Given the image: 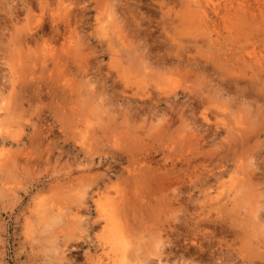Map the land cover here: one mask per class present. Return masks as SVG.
<instances>
[{
  "label": "rangeland",
  "instance_id": "374dc122",
  "mask_svg": "<svg viewBox=\"0 0 264 264\" xmlns=\"http://www.w3.org/2000/svg\"><path fill=\"white\" fill-rule=\"evenodd\" d=\"M211 1L198 24L180 0H0V264H92L97 192L109 206L112 189L142 257L264 262V208L251 215L264 203V0ZM57 208L82 220L49 221Z\"/></svg>",
  "mask_w": 264,
  "mask_h": 264
},
{
  "label": "bare ground",
  "instance_id": "6f19581e",
  "mask_svg": "<svg viewBox=\"0 0 264 264\" xmlns=\"http://www.w3.org/2000/svg\"><path fill=\"white\" fill-rule=\"evenodd\" d=\"M181 1V8H180V11L181 12H183L182 13V15L183 16H185L184 14H186L187 16H185V18H186V21H188L189 23H198V21H201L202 19H206V16H207V8H208V5H207V7L206 6H202L201 5V0H180ZM207 1V4H209V3H212V1L211 0H206ZM230 2H227V4L226 5H224V6H227V7H234L233 5H232V2H231V0H229ZM163 6V5H162ZM212 6H213V8H217L218 7V5L217 4H215V3H212ZM237 6L241 9V12H242V14H241V17L243 18L244 17V19L246 18V17H248V16H250L251 15V13L253 12L252 11V8L250 9V8H246V6L245 5H243L242 4V1H240L239 3H237ZM161 9H162V7H161ZM261 9V8H260ZM66 10H68V9H66ZM179 10H177V12H178ZM250 11V13H248ZM67 12V11H66ZM262 12L263 11H261V16H264L263 14H262ZM69 14H70V12H69ZM60 15V14H59ZM254 15V14H253ZM66 16H68V13H67V15ZM203 16H205V18L203 17ZM252 16V15H251ZM260 17V16H259ZM263 19H264V17H262ZM262 18H260V19H262ZM188 19V20H187ZM243 19V20H244ZM250 20L252 19V18H249ZM253 20L254 19H252V23H253ZM245 21H248L247 19L245 20ZM250 22V21H249ZM114 23V22H113ZM200 23V22H199ZM198 23V24H199ZM202 23V22H201ZM181 24V23H180ZM59 25V24H58ZM189 25V24H188ZM192 25V24H191ZM57 26V24L55 25V27ZM118 26V25H117ZM205 26V25H204ZM262 26V25H261ZM58 27V26H57ZM55 28V29H58V28ZM184 27V26H183ZM263 28V27H262ZM264 29V28H263ZM37 30V29H36ZM35 30V31H36ZM51 30H53V29H51ZM59 30V29H58ZM57 30V31H58ZM56 31V32H57ZM33 32V31H32ZM55 32V33H56ZM117 32H118V30H117ZM36 32H33L32 33V36L33 35H36L35 34ZM37 34H38V32H37ZM42 34V33H41ZM51 34L53 35V31H51ZM57 34H59V33H57ZM118 41H119V44H122L124 47H130V42H127V40H126V38H125V40H124V38L123 37H125V35H123V37H122V35H121V32L119 31L118 32ZM39 36H40V34H39ZM67 36V35H66ZM173 36V35H172ZM66 39H67V37H65ZM170 38V37H169ZM172 40H174L175 38H171ZM170 39V40H171ZM68 41L69 42H71V40H69L68 39ZM63 42H65V41H63ZM178 44H179V42H177ZM79 44V43H78ZM77 44V45H78ZM178 44L176 45L175 44V46L176 47H178ZM62 46V45H61ZM63 47H65V45H63ZM63 47H62V49H63ZM66 47H68V45L66 46ZM66 47H65V49H66ZM167 47H169V46H167ZM172 47V46H171ZM241 48H242V46H240ZM73 48V47H72ZM170 48V47H169ZM174 48V47H173ZM52 49H54V48H51V50ZM79 49H81V47H79ZM127 49V48H126ZM130 49V48H129ZM128 49V50H129ZM132 49V48H131ZM131 49H130V51H131ZM133 49H135V48H133ZM176 49V48H175ZM243 49H244V46H243ZM243 49H241V51H245V50H243ZM55 50V49H54ZM67 50H69V48L68 49H66V51ZM50 51V50H49ZM56 51V50H55ZM63 51V50H62ZM65 51V54H67V52ZM76 51H79L78 50V48L76 49ZM128 52L129 54L131 53V52ZM133 51V50H132ZM52 52H54V51H52ZM70 52H71V48H70ZM125 52H126V50H125ZM75 53H77V52H75ZM127 53V54H128ZM247 53H248V55H249V57H250V59H255V61H257L258 59H260V58H262L261 56L260 57H256V53H255V51L254 50H251V51H247ZM52 54V56H55L54 54L55 53H51ZM70 54H74V52H73V50H72V52L71 53H69V55ZM48 55H49V53H48ZM68 55V54H67ZM76 55V54H75ZM130 55H132V54H130ZM130 55H128V56H130ZM135 56V55H134ZM133 56V58L135 59V57ZM56 57H58V56H56ZM56 57H52V58H55V59H58V58H56ZM131 57V56H130ZM54 59V60H55ZM44 61V60H43ZM58 62V60H55V62ZM56 62V63H57ZM59 63V62H58ZM57 63V64H58ZM259 64V66L260 67H263V64L261 63V61L258 63ZM61 65V64H60ZM62 66V65H61ZM60 67V66H59ZM219 89V88H218ZM217 89V90H218ZM192 91V90H191ZM191 91H189L190 93H192L193 94V92H191ZM219 91V90H218ZM216 92V91H215ZM211 93V92H210ZM209 92L208 93H204L205 95H203V94H200V99L201 100H204L205 99V97L207 98V96H209V95H211ZM185 94V93H184ZM175 95V94H174ZM186 95H188V94H186ZM185 95V96H186ZM196 95H198L197 93H196ZM191 96H193V95H191ZM190 95H189V98H193V97H191ZM215 95L213 94V97H214ZM176 97V96H175ZM187 97V96H186ZM196 97V96H195ZM210 97H212V96H210ZM195 99V98H194ZM197 99H199V98H197ZM210 101V98L209 99H207V100H205V101ZM196 101V100H195ZM143 102V101H142ZM198 102V101H197ZM193 103V102H192ZM194 104V103H193ZM192 106H194V105H192ZM173 114V113H172ZM173 118H171V121L173 122V120H172ZM164 123V122H163ZM163 125H165V124H163ZM165 127V126H164ZM163 127V128H164ZM167 127H169L168 125H167ZM171 128V127H170ZM170 128H169V130H170ZM168 129V128H167ZM166 129V133H168L167 130ZM165 130V129H164ZM3 131V130H2ZM4 132V131H3ZM161 132H163V130L161 131ZM160 133V132H159ZM161 134V136H162V133H160ZM215 134V133H214ZM2 135H4V134H2ZM10 136V135H9ZM9 136H7V137H9ZM128 136V135H127ZM154 136H156V134H154ZM4 137L6 138V135H4ZM130 138H131V136H130ZM2 139V138H1ZM0 139V140H1ZM7 140V139H6ZM130 140H132V139H130ZM196 141H198V139H195ZM5 141V140H4ZM7 141H9V140H7ZM195 141V142H196ZM2 142V141H1ZM0 142V143H1ZM6 142V141H5ZM4 142V143H5ZM2 144V143H1ZM192 143H188V145H191ZM194 144V143H193ZM86 151H88V150H86ZM214 152V151H213ZM122 155V154H121ZM120 155V156H121ZM165 156V155H164ZM131 158V157H130ZM165 158H167V157H165ZM165 158H164V160H165ZM179 158V157H178ZM213 158V157H212ZM16 159V158H15ZM18 159V158H17ZM133 159V158H132ZM131 159V161H133ZM10 160V159H9ZM9 160H6L7 162L9 161ZM13 160V159H12ZM136 160V159H135ZM212 160V159H211ZM190 161V160H189ZM17 162V161H16ZM130 162V161H129ZM134 162V161H133ZM147 162V161H146ZM174 162V161H173ZM172 162V163H173ZM200 162V161H199ZM5 163V162H4ZM131 163V162H130ZM139 163H141V162H139ZM7 164H11V166H10V169H12L11 167H12V163H7ZM15 164V163H14ZM132 164V163H131ZM192 161L191 162H188V167L187 168H185V170L186 169H189L191 166L192 167H194V166H197L196 164H192ZM6 165V164H5ZM133 165H134V163H133ZM137 165H139V164H137ZM136 165V166H137ZM167 165V164H166ZM165 165V167H166V174H165V176H169V173H172V171H171V169L169 168H167V166ZM128 166V165H127ZM135 166V165H134ZM136 166H135V168L134 167H131V168H134V169H136ZM149 166V165H148ZM174 166V165H173ZM6 167H8V165L6 166ZM9 168V167H8ZM7 168V170H9ZM128 168V167H127ZM138 168V167H137ZM148 168H151V167H148ZM181 168V167H180ZM113 169H114V167H113ZM134 169H129V171H132V170H134ZM141 169V168H140ZM144 169V168H143ZM142 169V170H143ZM146 169V168H145ZM175 169V168H174ZM142 170H140V171H142ZM12 171V170H11ZM10 170H9V173L11 172ZM136 171V170H135ZM140 171H138L139 172V174L141 173ZM148 171H149V169H148ZM175 171V170H174ZM8 172V171H7ZM177 172V171H176ZM9 173H7V174H9ZM112 173V172H111ZM103 174V173H102ZM106 174H107V172H106ZM116 174H118V173H116ZM135 174V173H134ZM168 174V175H167ZM115 175V174H114ZM119 175V174H118ZM220 175V174H219ZM103 176V175H102ZM117 176V175H116ZM106 177V176H105ZM138 177H141L140 175L138 176ZM137 177V178H138ZM104 178V177H103ZM167 178V177H166ZM169 178V177H168ZM109 179V178H108ZM100 180V179H99ZM106 181V180H105ZM112 181V180H111ZM102 183V182H101ZM117 183V182H116ZM104 184V183H103ZM113 184V183H112ZM119 184V183H118ZM93 185H94V182H93ZM106 185L107 184H105V185H103V186H105L106 187ZM117 185V184H116ZM90 186V184H88V187ZM108 186V185H107ZM110 186V185H109ZM115 186V185H114ZM88 187L86 188V189H88ZM100 187H101V185H100ZM99 187V188H100ZM120 187V186H119ZM90 188H92V187H90ZM103 188V187H102ZM106 188H108V187H106ZM106 188H104L105 190H106ZM103 189V190H104ZM120 189H121V187H120ZM95 190V189H94ZM104 190V191H105ZM113 190V194L114 193H116L114 196H115V198L113 197V196H111L109 199L111 200L112 199V202H110V205L109 206H107L106 204H103L104 202H105V199H104V197H106V195H107V193L106 192H103V191H98L97 192V194H98V198H97V200H96V204H94L92 201V203L94 204V205H98V209H99V211H100V213H99V219L100 220H103L104 221V224H103V226H102V229H103V231H102V234L101 235H98V237H96L97 238V241H98V244H99V246L101 247V250H102V253L101 254H99L98 255V258H95L94 260H91L90 262H92V264H165V263H167V262H162V260H158L156 263L155 262H153L154 260H153V258L151 257L152 255H150V257L152 258V259H150L149 260V258H147V257H142V255L143 254H141L139 251H140V248L138 247L139 245L137 244V235H135V234H133V233H131V235H134L135 237H133V238H131V240L133 241L132 243L131 242H129L128 241V238H129V235H128V232H127V228L125 227V222L127 221L126 219V221L125 220H122L121 222L119 221V219H118V214H120L121 215V211H118L119 210V205H121V206H124V205H122V204H124V202L126 201V200H129L128 199V197H127V195L125 194V193H121L118 189L114 192V189H112ZM92 191V190H91ZM97 191V190H96ZM108 192H109V189H108ZM123 192V191H122ZM139 193V192H138ZM96 194V193H95ZM90 195V194H89ZM92 195V194H91ZM92 196H94L95 198H96V196L97 195H92ZM91 197V196H90ZM93 198V197H92ZM103 198V199H102ZM91 199V198H90ZM94 199V198H93ZM81 200V199H80ZM84 200V199H83ZM95 200V199H94ZM124 201V202H123ZM129 202H130V200H129ZM79 203V202H78ZM82 203H83V201H82ZM125 203H127V201L125 202ZM85 204V203H84ZM84 204H82V205H84ZM88 204V203H87ZM130 204V203H129ZM264 204V203H263ZM261 205V204H258L257 206H258V209L256 210V211H258L259 213L258 214H255V215H253V212L251 213V215L253 216V220H257V218H258V220H259V218L260 219H262L261 218V216H262V213L261 212H263L262 210H263V208H264V205ZM126 205H128V203L126 204ZM131 205V204H130ZM119 206V207H118ZM85 207V206H84ZM88 207V206H87ZM124 207H126V206H124ZM94 208V207H93ZM120 208H122V207H120ZM58 209V208H57ZM57 209H52L51 210V212L49 213V216H48V220L49 221H54V222H61V221H63V222H69L67 219H66V214L68 215V217L67 218H69L70 216H71V214L73 213V215H74V213H76L77 215H76V219L77 220H82L81 218H78L79 216H82L83 217V215H79L78 216V214L79 213H77V212H72V213H70L69 211H68V213L67 212H61L62 210H59L58 209V211H56ZM95 209V208H94ZM127 209H128V207H127ZM60 211V212H59ZM120 212V213H119ZM93 213V212H92ZM124 213V212H123ZM132 213V212H131ZM129 214V213H128ZM123 215H125V213L123 214ZM122 215V216H123ZM126 215H127V213H126ZM126 215H125V217H126ZM259 215H260V217H259ZM75 216V215H74ZM73 216V217H74ZM87 217H88V215H86ZM85 216V217H86ZM132 217H134L135 215H131ZM254 216H255V218H254ZM86 217V218H87ZM93 217V216H92ZM91 217V218H92ZM124 217V216H123ZM123 217H122V219H123ZM124 217V218H125ZM234 217V218H233ZM236 217L237 216H232V217H230V219L231 218H233L234 219V222H236V224H237V222H238V220L240 219V218H237L236 219ZM85 218V219H86ZM97 218H98V216H97ZM127 218V217H126ZM137 218V217H136ZM88 219V218H87ZM86 219V220H87ZM95 219V218H94ZM128 219V218H127ZM132 219H134L135 220V217L134 218H132ZM229 219V220H230ZM237 221H236V220ZM46 221L47 223L49 222V221ZM92 220V219H91ZM133 220V221H134ZM207 220V222L209 221V218H207L206 219ZM215 220V219H214ZM213 220V221H214ZM242 219H240L239 220V222H240V226H241V229L237 226V229L239 230L240 229V232H241V230H242V235H245V234H243V226L244 225H241L242 223L241 222H243V221H241ZM245 220L246 221H248L249 220V217H248V219L247 218H245ZM71 221H73V220H71ZM74 223H77V225L78 224H80L81 225V223H80V221H79V223H78V221L76 222V220L74 219ZM88 221V220H87ZM97 221H99L98 219H95V220H92L91 222H90V224H92V226H93V224H95V222H97ZM213 221H211V222H213ZM217 221V220H216ZM232 221V220H231ZM246 221H244V222H246ZM260 221V220H259ZM54 222H53V224H54ZM57 222V223H58ZM100 222V221H99ZM137 222V221H136ZM218 222V221H217ZM250 222V221H249ZM264 222V220H262L261 221V223H263ZM73 223V224H74ZM89 223V222H88ZM102 223V222H101ZM132 223V222H131ZM208 223H210V221L208 222ZM230 223V225H231V222H229ZM251 223V222H250ZM261 223L259 222V224L261 225ZM49 224V223H48ZM66 224H68V223H66ZM127 225L129 224L128 222L126 223ZM133 225H134V223H132ZM136 224V223H135ZM198 224H199V226H200V222H198ZM219 224H222V223H219ZM258 224V223H257ZM70 225H72L71 223H70ZM96 225V224H95ZM95 225L93 226L95 229H97V228H99V227H95ZM100 225V224H99ZM98 225V226H99ZM126 225V226H127ZM131 225V224H130ZM211 225V224H210ZM224 225H227V224H224ZM232 225H235V224H232ZM49 226H50V224H49ZM61 226H62V224H61ZM101 226V225H100ZM246 226H247V224H246ZM56 227V226H55ZM73 227V226H72ZM81 227H83L82 225L80 226V228ZM91 227V226H90ZM92 227V228H93ZM128 227V231L130 232V230H132V226H130V228H129V225L127 226ZM196 227H197V225L195 226V229H196ZM228 226H226V229H228L227 228ZM234 227V226H233ZM232 227V228H233ZM249 227V225L246 227V228H244V230H247V228ZM63 228V227H62ZM84 228V227H83ZM87 228V227H86ZM136 228H139V226L137 225V227ZM135 228V229H136ZM201 228V227H200ZM216 228V227H215ZM221 228H223L224 229V226H222ZM258 228H261V227H259V225H258ZM264 228V227H263ZM50 229V228H49ZM56 229H58V228H56ZM91 229V228H90ZM94 229V230H95ZM235 230H237L236 229V227L234 228ZM234 229H233V232H234ZM52 230V229H51ZM80 230H82L83 231V229L81 228ZM197 230V229H196ZM229 230V229H228ZM249 230L251 231L252 229H250V227H249ZM262 230V229H261ZM54 231V230H53ZM86 231V230H85ZM93 231V230H92ZM99 231H100V228H99ZM137 231V230H136ZM139 231V230H138ZM225 231V230H224ZM231 231H232V229H231ZM262 231H264V230H262ZM51 232V231H50ZM49 232V233H50ZM97 232H98V230H97ZM198 232H200V230H199V227H198ZM233 232H232V234H233ZM238 232V231H237ZM56 233V232H55ZM195 233H197V231L195 232ZM227 233V232H226ZM225 233V234H226ZM229 233H230V231H229ZM68 234V233H67ZM93 233H91V235H92ZM199 234V233H198ZM235 234H238V233H236L235 232ZM51 235V234H50ZM49 235V236H50ZM68 235H70V234H68ZM89 235V234H88ZM230 235H231V233H230ZM241 234H240V236H242ZM250 235V234H249ZM248 235V237L250 238L251 237V235H253V232H252V234L249 236ZM55 236V235H54ZM53 236V237H54ZM93 236V235H92ZM227 236V235H226ZM237 235H235V237H236ZM238 236H239V234H238ZM52 237V236H51ZM51 237H50V239H51ZM52 237V238H53ZM94 237V236H93ZM92 237V238H93ZM193 238H195L194 236H192ZM66 238V237H65ZM95 238V239H96ZM238 238V237H237ZM49 239V238H48ZM56 239L58 240V237H56ZM133 239H135V241L133 240ZM139 239V238H138ZM51 240H54V239H51ZM66 240H67V238H66ZM92 240H94V239H92ZM59 241V240H58ZM139 241V240H138ZM193 239H192V243H193ZM246 241H248L247 239H246ZM51 242H53V241H51ZM56 242V241H55ZM94 242H95V240H94ZM140 242V241H139ZM60 243V242H59ZM58 242L56 243L57 245V247H59V249L58 250H60L61 248H60V246H58V245H60ZM97 243V242H96ZM95 243V244H96ZM242 243H243V241H242ZM162 244H164V242L162 243ZM250 244V243H249ZM54 245H55V243H54ZM164 245H166V244H164ZM159 246V245H158ZM195 246V245H194ZM243 246V248H245V246L244 245H242ZM185 247V246H184ZM184 247H183V249H184ZM55 248V247H54ZM96 248H98V245L96 246ZM138 248H139V251H138ZM158 248V247H157ZM160 248V247H159ZM162 248H164V247H162ZM186 248H188L189 249V247H187L186 246ZM57 249H55L56 251H57ZM161 249V248H160ZM170 249H173V248H169V251H171ZM179 249V248H178ZM182 249V248H181ZM248 248L246 247V250H247ZM251 249V248H250ZM249 249V250H250ZM98 250H100V248H98ZM100 250V251H101ZM142 250V249H141ZM165 250V249H164ZM150 252H151V250H149ZM180 251V250H179ZM178 251V252H179ZM185 251V254H189V253H187V250H184ZM255 252H257L256 250H254ZM253 251V252H254ZM61 252H64L63 251V249H62V251ZM60 251H59V253H61ZM177 252V249H176V253H178ZM189 252H190V249H189ZM192 252H193V250H192ZM215 252V251H214ZM58 253V252H57ZM87 253H88V251H87ZM99 253V252H98ZM97 253V254H98ZM148 253V252H147ZM146 253V254H147ZM153 253V252H152ZM164 253V252H163ZM167 253H168V251H167ZM172 253H175L174 252V250H173V252ZM175 253V254H176ZM180 253V252H179ZM194 253V252H193ZM193 253H190V254H193ZM261 253V252H260ZM64 254V253H63ZM143 255V256H147V255ZM151 254V253H150ZM162 254V253H161ZM165 254V253H164ZM171 254V253H170ZM96 255V254H95ZM163 255V254H162ZM167 255V254H166ZM166 255H164V256H166ZM197 255V254H196ZM201 255V254H200ZM259 255H261V254H259ZM263 255V254H262ZM163 256V257H164ZM176 256H177V254H176ZM185 256V255H184ZM192 256V255H191ZM197 256H199V255H197ZM203 256V255H202ZM201 256V257H202ZM142 257V258H141ZM172 257V256H171ZM179 257V256H178ZM182 256H180V258H181ZM189 257V256H188ZM194 257V256H193ZM196 257V256H195ZM204 257V256H203ZM66 258V257H65ZM64 258V259H65ZM168 258V257H167ZM184 258V257H183ZM200 258V257H199ZM198 258V259H199ZM155 259V258H154ZM189 259V258H188ZM193 259V258H192ZM212 259V258H211ZM262 259H263V257H262ZM164 260V259H163ZM170 260V259H169ZM197 261V260H196ZM201 261V259L199 260V262ZM87 262H88V260H87ZM96 262V263H95ZM198 262V263H199ZM252 262V261H251ZM89 263V262H88ZM193 263V262H192ZM191 263V264H192ZM195 263V262H194ZM264 263V262H263ZM262 263V264H263ZM90 264V263H89Z\"/></svg>",
  "mask_w": 264,
  "mask_h": 264
}]
</instances>
